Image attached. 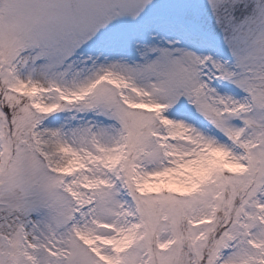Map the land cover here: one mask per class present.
Listing matches in <instances>:
<instances>
[{
	"label": "snow or ice",
	"instance_id": "6c2138e0",
	"mask_svg": "<svg viewBox=\"0 0 264 264\" xmlns=\"http://www.w3.org/2000/svg\"><path fill=\"white\" fill-rule=\"evenodd\" d=\"M0 264H264V0H0Z\"/></svg>",
	"mask_w": 264,
	"mask_h": 264
}]
</instances>
